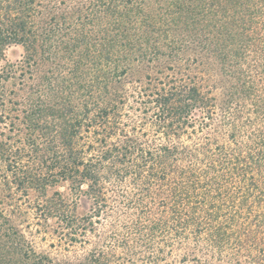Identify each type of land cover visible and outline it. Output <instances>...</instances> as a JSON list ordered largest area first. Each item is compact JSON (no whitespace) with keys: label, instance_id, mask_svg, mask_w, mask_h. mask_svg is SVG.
I'll use <instances>...</instances> for the list:
<instances>
[{"label":"trees","instance_id":"obj_1","mask_svg":"<svg viewBox=\"0 0 264 264\" xmlns=\"http://www.w3.org/2000/svg\"><path fill=\"white\" fill-rule=\"evenodd\" d=\"M43 1L0 0V136L18 105L6 98L3 52L14 43L37 54L32 17L47 12ZM85 1L75 17L48 9L40 56L49 66L17 118L28 152L11 157L0 140V187L13 180L36 191L68 245L82 241L87 221L121 209L108 186L123 188L135 224L117 216L123 224L112 225L109 242L54 262L32 249L0 199V264H120L116 248L139 260L166 236L192 237L198 264H264V0ZM161 60L170 70L181 61L219 67L230 77L225 100L188 75L137 79L125 91L133 67ZM135 97L150 124L123 111ZM38 160L46 174L33 169ZM59 182L93 207L79 217L58 191L47 198Z\"/></svg>","mask_w":264,"mask_h":264},{"label":"rangeland","instance_id":"obj_2","mask_svg":"<svg viewBox=\"0 0 264 264\" xmlns=\"http://www.w3.org/2000/svg\"><path fill=\"white\" fill-rule=\"evenodd\" d=\"M60 3V4H59ZM45 10H42L41 13H37L32 17L34 22L35 30L38 34V43H37V54H32L21 44H10L8 45L3 52V58L1 61V66L6 69L8 72H11L9 76H12L11 79L5 84V92L7 94V99L17 102V107L13 108L10 112V120H8V126L2 127L3 135L0 136L2 142L11 144L8 154L12 155L14 158H22L23 153L28 152V147L24 144L23 134V124L19 121L18 115H20V106L26 107L28 99L31 97V91L37 80L41 78L46 72L49 64L46 63L43 58L40 56V44H42L43 29L45 28V23L49 17L48 9L49 7L56 9L59 13L65 12L66 15L75 17L74 13L78 9H84V6L87 5V2L76 1V0H44ZM44 8V7H43ZM65 10V11H64ZM30 57V58H28ZM189 64V63H188ZM187 62L181 61V65L173 70H170V64L164 60L156 62L153 64H146L137 66L138 68L133 67L128 74L126 90L127 92H132L131 85H137L131 81L139 80V85L144 86L147 82V77L161 78L165 79L167 76H197L196 80L200 83L202 87V92L210 94L213 96L217 102L225 100V95L229 86V76H223L219 67L217 66H201L191 63L188 65ZM140 67V68H139ZM38 78V79H37ZM121 92V89L118 90ZM133 92H136L134 90ZM80 93V92H79ZM133 99V98H132ZM132 105L134 108H124L123 111H128L129 114L133 115L134 120H139L140 118H146L147 124H150L153 120V115L150 112H144V106L140 103V100L136 97L133 99ZM12 103L8 105L11 106ZM10 109V107H8ZM10 127H14L12 131L9 130ZM17 129L19 131L17 132ZM18 133V134H17ZM10 136V139H8ZM8 137V138H7ZM6 138V139H5ZM9 140V141H8ZM32 156V155H31ZM23 159V158H22ZM24 160V159H23ZM48 162V159H47ZM32 162H30L31 164ZM4 165L0 164V170L3 169ZM6 167V165H5ZM33 169L37 173H47L48 166L42 162L37 161L33 166ZM1 170L0 172H2ZM10 176V175H9ZM13 177H10V179ZM11 179V180H12ZM1 185V184H0ZM71 185L69 183L59 182L52 189L47 190V198L52 193L58 191L64 196L69 198L67 206L70 208H76L74 212L80 217L84 215L88 210L93 206L89 200L85 198L75 199L71 193ZM85 188V187H84ZM107 189H115V197L112 196V201L114 206L119 211L115 210L112 215L114 217H108L107 219L104 216L101 218L94 217L92 221H87L85 223L86 235L82 241H77L68 245L63 238V233H60L59 220H55L54 217H47L45 214L41 213L40 206L44 204V198L38 197V194L34 190H25L16 189V183L8 184L7 186L0 187V199H1V208H3V214H6L8 220L11 224L15 225L16 228L27 238L30 242L32 249L38 253L45 255L46 257L52 259L54 262L62 260H77L82 259L87 256L91 250L97 245H104L103 242H109V232L112 225H121L124 221L126 224H135L134 220L136 219L135 209H130L123 211V203H121V191L123 188L120 186L113 188L108 186ZM119 204V206H117ZM117 211V212H116ZM119 212L121 214H119ZM124 212V213H123ZM122 219V221L118 218ZM78 217V218H79ZM101 218V219H100ZM98 220H100L98 222ZM90 222V223H89ZM125 231V229L119 228L118 231ZM107 237V238H106ZM194 237V236H193ZM169 241L166 244L163 243H154L152 248L153 254L144 249L141 253L139 260H136V257L129 253L125 255V252L120 248L115 250V259L120 257V264H198L193 256H200L198 254H192L193 249H191V241L193 240L190 237L189 240H185L184 237L176 239L175 237H167ZM117 239V238H116ZM173 243H171V242ZM191 249V250H190ZM198 251V248H196ZM191 252L189 255L188 252ZM187 256L186 259H183L184 256ZM132 257L130 261H126L129 257ZM125 259V261L123 260ZM133 260V261H132Z\"/></svg>","mask_w":264,"mask_h":264}]
</instances>
